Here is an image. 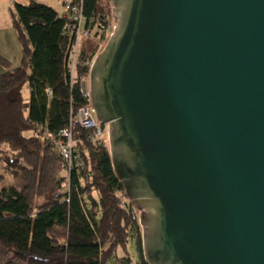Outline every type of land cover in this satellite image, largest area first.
Instances as JSON below:
<instances>
[{
  "label": "water",
  "instance_id": "water-1",
  "mask_svg": "<svg viewBox=\"0 0 264 264\" xmlns=\"http://www.w3.org/2000/svg\"><path fill=\"white\" fill-rule=\"evenodd\" d=\"M112 1L90 90L146 263L264 264V0Z\"/></svg>",
  "mask_w": 264,
  "mask_h": 264
},
{
  "label": "trees",
  "instance_id": "trees-1",
  "mask_svg": "<svg viewBox=\"0 0 264 264\" xmlns=\"http://www.w3.org/2000/svg\"><path fill=\"white\" fill-rule=\"evenodd\" d=\"M104 2L85 0V17L100 31L82 43L84 64L73 90L67 21L33 1L12 10L23 60L11 69L0 57V66L8 68L0 74V155L19 183L6 185L0 175V246L14 254L6 264H109L113 259L132 264L129 256L116 255L119 249L128 253L131 240L140 258L136 264H147L140 210L114 171L108 144L91 145L83 134L77 141L85 145L80 170L69 174L45 139L48 131L66 126L72 104L85 103L86 62L96 56H89V43L106 39L111 26L101 11Z\"/></svg>",
  "mask_w": 264,
  "mask_h": 264
},
{
  "label": "built area",
  "instance_id": "built-area-1",
  "mask_svg": "<svg viewBox=\"0 0 264 264\" xmlns=\"http://www.w3.org/2000/svg\"><path fill=\"white\" fill-rule=\"evenodd\" d=\"M65 12L62 19L67 21V36L70 45L67 51L70 61L71 88L73 90L76 72L84 61L80 54L82 43L94 32L99 35V28L88 22L85 17V0H67L64 3ZM87 65L91 63L86 62ZM47 95L52 96V91L47 90ZM85 103L81 107H72L68 123L61 129L48 131L45 135L47 145H49L56 157L62 160L67 172H78L82 164L83 151L85 145L78 144L77 141L85 135L87 141L94 146H102L108 140L107 130L101 131V123L98 121L96 111L93 106L91 90L83 91Z\"/></svg>",
  "mask_w": 264,
  "mask_h": 264
},
{
  "label": "rangeland",
  "instance_id": "rangeland-1",
  "mask_svg": "<svg viewBox=\"0 0 264 264\" xmlns=\"http://www.w3.org/2000/svg\"><path fill=\"white\" fill-rule=\"evenodd\" d=\"M32 1L44 4V5L51 7V8L54 7V10L57 7L58 12L63 14L65 12L64 3L67 0H0V29L7 28L8 24L11 21V19L9 18V16L11 17V13L9 15L8 12H9V10L14 9L15 4L28 5ZM103 1H105V2L101 6L102 7L101 11L104 15H106L107 19L110 21L111 26L107 32L108 36L106 39L103 38L98 43L97 42L94 43L91 41H90V43L88 42L89 43V51H90L89 56H92L91 54L98 56L104 50V48L106 47V42L110 39L111 35L113 34V32L116 28V8L113 5V1L112 0H103ZM13 3H15V4H13ZM96 56H95V59H96ZM6 70H8V69L0 66V74L5 72ZM29 95H30L29 89L26 88L25 89V97L28 98ZM105 144H108V147H109L108 140L105 142ZM0 175H2L5 178L4 181H5L6 185H19L18 180L5 167V164L1 159V155H0ZM62 175L68 176V174H66V173H63ZM35 201L40 202V199L37 198ZM127 251L129 254L127 252L123 251L122 249H119L117 251L116 255H117V257H119L121 259L123 257L129 256L132 260V264H136L140 258H139V254L137 252V246L133 240H131ZM13 259H14L13 252L10 250H6L0 246V264H6L8 261L13 260ZM17 264H24V263H17ZM109 264H118V262L116 261V259H113Z\"/></svg>",
  "mask_w": 264,
  "mask_h": 264
},
{
  "label": "crops",
  "instance_id": "crops-1",
  "mask_svg": "<svg viewBox=\"0 0 264 264\" xmlns=\"http://www.w3.org/2000/svg\"><path fill=\"white\" fill-rule=\"evenodd\" d=\"M15 4V3H13ZM54 9V7H53ZM12 10H9V15L12 13ZM55 11L62 16L63 14L59 13L57 10V7ZM11 19V17L9 16ZM97 33L95 34V36ZM0 57L7 60L9 62V67L11 69L17 68L21 66L22 60H23V54L22 50L19 44V39L17 32L13 28L12 25V19L10 23L8 24L7 28L0 29ZM6 68V69H8ZM30 94V90H29Z\"/></svg>",
  "mask_w": 264,
  "mask_h": 264
}]
</instances>
